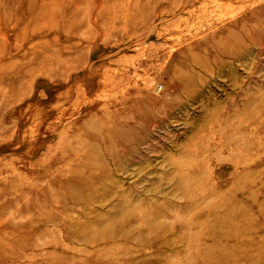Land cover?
<instances>
[{"label":"rangeland","instance_id":"374dc122","mask_svg":"<svg viewBox=\"0 0 264 264\" xmlns=\"http://www.w3.org/2000/svg\"><path fill=\"white\" fill-rule=\"evenodd\" d=\"M0 264H264V0H0Z\"/></svg>","mask_w":264,"mask_h":264}]
</instances>
